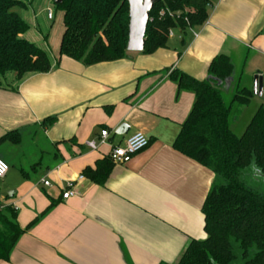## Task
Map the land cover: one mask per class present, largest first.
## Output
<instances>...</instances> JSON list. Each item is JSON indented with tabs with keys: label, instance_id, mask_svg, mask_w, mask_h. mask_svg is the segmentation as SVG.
Masks as SVG:
<instances>
[{
	"label": "crops",
	"instance_id": "crops-1",
	"mask_svg": "<svg viewBox=\"0 0 264 264\" xmlns=\"http://www.w3.org/2000/svg\"><path fill=\"white\" fill-rule=\"evenodd\" d=\"M57 12L53 38V26H30L23 36L49 55L52 70L0 76V141L8 137L0 157L12 168L0 194L7 191L22 229L42 215L0 264H178L192 241L207 238L203 207L215 176L173 147L195 95L179 91L170 74L204 81L212 62L227 56L234 75L223 97L242 86L253 92L256 75L264 97V0H213L207 23L186 35L174 30L167 48L93 66L59 58ZM123 124L127 132L117 135ZM137 133L150 139L147 149L114 165L104 186L85 177L63 200L66 183Z\"/></svg>",
	"mask_w": 264,
	"mask_h": 264
},
{
	"label": "trees",
	"instance_id": "trees-1",
	"mask_svg": "<svg viewBox=\"0 0 264 264\" xmlns=\"http://www.w3.org/2000/svg\"><path fill=\"white\" fill-rule=\"evenodd\" d=\"M212 6L213 0H157L150 12L142 53L150 55L167 48L170 31L186 35L204 26ZM55 7L64 14L59 58L93 66L128 57L127 0H62ZM15 9H27V5L23 0H0V76L14 74L21 80L27 74L49 73V55L23 38L30 25ZM233 75L234 66L227 56L212 62L204 81L178 70L170 74L179 91L195 95L193 109L173 147L215 176L203 207L207 238L192 241L178 264H264V191L256 186V181L264 180V105L237 136L231 122L251 104L254 95L242 88L227 105L223 94ZM113 166L106 157L95 169L87 168L83 176L104 186ZM18 215L13 206L0 211V261L10 260L20 238L42 218L22 229Z\"/></svg>",
	"mask_w": 264,
	"mask_h": 264
},
{
	"label": "rangeland",
	"instance_id": "rangeland-1",
	"mask_svg": "<svg viewBox=\"0 0 264 264\" xmlns=\"http://www.w3.org/2000/svg\"><path fill=\"white\" fill-rule=\"evenodd\" d=\"M26 5L27 9H15V12L19 14L27 23L31 26V29L35 28H43L44 31H49L52 29L51 37L53 38L55 34L57 33L59 21H60V13H58L54 1L52 0H23ZM51 9L53 11V19H48V10ZM38 27V28H37ZM242 88H244L242 86ZM234 96V95H233ZM232 97L230 95H224V98L229 104L232 100ZM261 105H264V97H258L254 101L251 102V104L242 110L240 116L238 118L235 117V112L237 111V108L235 107L232 113L233 122H231V129L237 136H241L243 132L245 131L246 127L250 123L252 117L254 116L255 112ZM235 120V122H234ZM2 158V157H0ZM3 159V158H2ZM4 160V159H3ZM9 165L10 170V163H8L6 160H4ZM12 169V168H11ZM254 182L255 180L252 179ZM256 186L259 188V190L264 191V180L256 181ZM0 200L4 205H8L9 199L7 198V191L2 189V193L0 194Z\"/></svg>",
	"mask_w": 264,
	"mask_h": 264
},
{
	"label": "built area",
	"instance_id": "built-area-1",
	"mask_svg": "<svg viewBox=\"0 0 264 264\" xmlns=\"http://www.w3.org/2000/svg\"><path fill=\"white\" fill-rule=\"evenodd\" d=\"M165 13L162 12L161 15ZM53 11L51 9L48 10V18L51 20L53 19ZM170 37L173 36V31H170ZM110 133L107 130L101 131V138L103 142L107 141L109 138ZM150 145V139L144 135L143 133H137L128 139L125 144L117 147H113L111 150L109 157L111 158L114 165H127L129 164L132 159L145 149H147ZM87 146L92 149L96 150L98 145L96 142H90ZM0 166H2V171H0V182L6 177L9 172V165L0 158ZM85 177L81 175L77 180L70 181L66 183V186L63 190L62 198L63 200H68L73 198L76 195L75 188L78 182L83 181ZM44 186L49 187L50 183L48 181L43 182ZM7 205H4L0 200V211L4 210Z\"/></svg>",
	"mask_w": 264,
	"mask_h": 264
},
{
	"label": "water",
	"instance_id": "water-1",
	"mask_svg": "<svg viewBox=\"0 0 264 264\" xmlns=\"http://www.w3.org/2000/svg\"><path fill=\"white\" fill-rule=\"evenodd\" d=\"M129 4V37L127 44L128 53H142L145 48L147 27L150 21V12L153 10L157 0H127ZM62 0H56L55 4H61ZM228 81H226L227 83ZM254 95L263 96V77H254ZM128 125H121L117 135H124L128 130Z\"/></svg>",
	"mask_w": 264,
	"mask_h": 264
},
{
	"label": "snow or ice",
	"instance_id": "snow-or-ice-1",
	"mask_svg": "<svg viewBox=\"0 0 264 264\" xmlns=\"http://www.w3.org/2000/svg\"><path fill=\"white\" fill-rule=\"evenodd\" d=\"M0 171H2V166H0Z\"/></svg>",
	"mask_w": 264,
	"mask_h": 264
}]
</instances>
